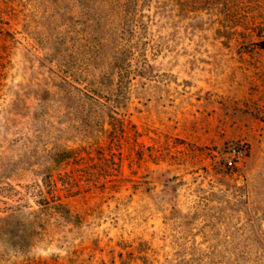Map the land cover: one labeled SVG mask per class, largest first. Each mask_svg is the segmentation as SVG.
Masks as SVG:
<instances>
[{"label":"rangeland","instance_id":"obj_1","mask_svg":"<svg viewBox=\"0 0 264 264\" xmlns=\"http://www.w3.org/2000/svg\"><path fill=\"white\" fill-rule=\"evenodd\" d=\"M0 264H264V0H0Z\"/></svg>","mask_w":264,"mask_h":264}]
</instances>
